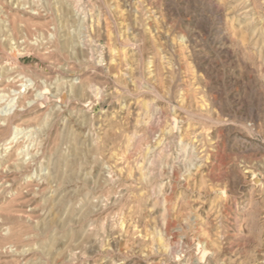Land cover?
<instances>
[{
    "label": "rangeland",
    "instance_id": "374dc122",
    "mask_svg": "<svg viewBox=\"0 0 264 264\" xmlns=\"http://www.w3.org/2000/svg\"><path fill=\"white\" fill-rule=\"evenodd\" d=\"M0 264H264V0H0Z\"/></svg>",
    "mask_w": 264,
    "mask_h": 264
},
{
    "label": "bare ground",
    "instance_id": "6f19581e",
    "mask_svg": "<svg viewBox=\"0 0 264 264\" xmlns=\"http://www.w3.org/2000/svg\"><path fill=\"white\" fill-rule=\"evenodd\" d=\"M85 38V37H84Z\"/></svg>",
    "mask_w": 264,
    "mask_h": 264
}]
</instances>
